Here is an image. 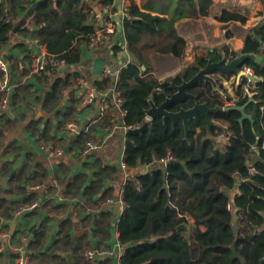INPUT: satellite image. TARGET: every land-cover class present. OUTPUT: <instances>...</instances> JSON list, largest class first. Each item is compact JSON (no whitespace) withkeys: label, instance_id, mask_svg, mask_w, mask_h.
<instances>
[{"label":"trees","instance_id":"1","mask_svg":"<svg viewBox=\"0 0 264 264\" xmlns=\"http://www.w3.org/2000/svg\"><path fill=\"white\" fill-rule=\"evenodd\" d=\"M16 1L12 0L11 5L15 2L20 9L30 2ZM129 1L128 15L122 22L132 59L120 69L114 83L107 75L96 83L99 90L113 87L121 100L123 122L130 127L126 132L125 164L129 169L149 166L147 170L131 175L123 187L126 205L116 222L121 246H125L120 264H264V109L261 108L264 104V62L247 59L244 65L253 69L256 78L250 82L247 79L233 81L232 93L217 79V88L210 80L200 79L187 87L195 98L175 101L168 107L178 111L196 103H207L210 107L220 105L221 110L209 114L214 121L211 134L201 115L190 120L188 133L180 119L173 124L171 119L165 121L163 116L147 117L152 102L162 104L176 91L174 84L189 81L208 60H219L223 51L233 57L241 53H264V21L249 29L241 50L223 46L208 57L197 58L195 63L188 64L175 75L159 79L151 73L154 70L151 54L171 53L183 57L187 41L179 35L176 22L182 17L208 14L214 1L198 0L197 5L196 0H157L159 6L147 2L151 0H142L141 6L135 0ZM117 2L33 0L35 12L31 22L36 27L23 32H29L45 43L55 59L74 64L80 60L81 44L89 43L102 22L110 19L109 15L103 14V21L98 22L93 3L115 13ZM262 2L264 5V0ZM5 7L0 5V48L9 43L8 32L13 26L5 19ZM221 19L247 21L245 15L227 10L223 11ZM51 74L55 80L45 101L55 110L63 100L64 90L76 87L80 73L57 75L50 65L41 78L47 79ZM222 75L226 79L232 76ZM22 82H17L18 86ZM248 83L257 91L246 108L252 121L241 120L239 110L227 108L249 101V96H244V86ZM29 87V83L23 84L19 91H29ZM78 98L71 93L66 106L69 116L77 107L73 103ZM102 117L106 123L113 122L109 114ZM147 122L140 132L129 131ZM219 123L227 125L232 132L228 143L218 140ZM169 155L172 156L170 160L159 163L162 157ZM251 167H255L252 173ZM104 175L105 169L99 168L93 189L100 187ZM13 210L10 203L0 199V214L9 216ZM235 212L239 226L237 234L234 233ZM187 217H192V223L196 225L191 233L178 228L188 222ZM71 226L69 220L61 222L54 241L55 252L44 251L49 237L45 221L32 234L29 248L44 251L40 264L57 263L56 250L71 242ZM105 227H111V224ZM234 241L237 256L233 253Z\"/></svg>","mask_w":264,"mask_h":264},{"label":"crops","instance_id":"2","mask_svg":"<svg viewBox=\"0 0 264 264\" xmlns=\"http://www.w3.org/2000/svg\"><path fill=\"white\" fill-rule=\"evenodd\" d=\"M11 1L0 0V5L6 6V21L13 24L8 32L10 41L0 48V56L10 63L9 84L23 82L19 86L17 83L9 91L11 101L0 109V199L3 198L14 207L11 215L0 214V264H18V247L23 248L30 264H40L44 251L55 252L54 241L59 226L66 220L72 223L71 242L56 250L59 260L49 264H120L119 257L125 252L116 225L125 207L120 199V191L127 177L149 168L144 165L134 169L123 167L126 146V132L122 126L124 112L115 102L111 87L100 90L96 87L97 81L107 75L104 73L106 66L120 70L132 59L123 30L122 3L118 1L116 4L118 11L113 13V18L117 29L108 43L91 46L84 42L80 47L78 62L69 64L65 60L66 65L53 66L57 75L78 71L80 77L76 83L81 77L87 83L81 87L75 83L76 87L74 85L72 89L64 90L62 102L57 109L52 110L45 100L55 76L51 74L47 79H42V74L30 75L33 53L39 50L36 45L39 41L33 34L23 32L36 27L31 22L35 5L30 0L24 4V9H20L15 2L11 5ZM135 1L139 6L142 5V0ZM213 1L208 14L178 19V33L187 41L184 56L178 58L171 53L159 52L151 54L154 67L152 74L159 79L173 76L185 65L196 62L197 58L208 57L209 53L223 46L239 51L245 44L249 29L264 21L262 0ZM127 2L130 3L129 0ZM147 2L159 6L157 0ZM196 3L198 5L199 1L196 0ZM93 5L98 6L95 3ZM224 10L245 15L247 21H223L221 16ZM102 17L97 16L98 22L103 21ZM42 50L50 53L48 47ZM261 53L263 57L260 56L259 61L264 62V53ZM222 74L217 72L213 76L225 85L229 82L227 87L232 93V81L237 78L232 75V78L226 79ZM26 83L30 85L29 91H19ZM86 87L94 88L98 98L107 94L106 114L112 116L113 121L115 119V124L112 121L106 123L103 117H98L95 106L84 103ZM72 92L79 98L73 103L77 107L69 116L66 106ZM71 120L78 122L75 132L66 128ZM87 141L98 144V147L91 150L90 155L82 157L80 151ZM45 142L63 148L64 154L54 157L42 151L40 147ZM99 168L105 169V175L96 190L92 186L97 182ZM34 186L38 188L33 189ZM91 189L95 190L92 194ZM107 199H112V202H107ZM35 203L37 206L26 209ZM19 210L23 211L15 217V212ZM187 218L191 233L193 218ZM44 221L49 227L47 246L44 251L36 252L29 248V242ZM109 223L111 227H105ZM201 228L204 229L203 226ZM105 247L110 248L112 253L93 259L86 255L90 250ZM107 258H111V261H107Z\"/></svg>","mask_w":264,"mask_h":264},{"label":"built area","instance_id":"3","mask_svg":"<svg viewBox=\"0 0 264 264\" xmlns=\"http://www.w3.org/2000/svg\"><path fill=\"white\" fill-rule=\"evenodd\" d=\"M128 0H121V15L122 17H125L128 15L127 13V6H128ZM101 8V7H100ZM100 10V9H99ZM109 15L110 19H107L106 21L102 22V27L96 32L95 35H93L89 41V44L91 46H95V45H104L106 43L109 42V40L111 39V36L114 35L116 33V23L115 21H113V13H109V8H101V10L99 11V14L97 15L98 17H100V15ZM10 18V16L8 17ZM24 26V25H23ZM37 47L39 48V50H35L33 53V64L31 65V71H30V75H40L43 73H46L48 67L50 65L52 66H57V65H66V61L65 60H59V59H55L50 53H46L45 51H43L42 49L47 48L45 43H41L38 42ZM232 58V55H229L228 57H226V62H229ZM10 63L9 61L0 56V109H3L4 107H6L9 102H10V96H9V91H11L14 87L17 86L16 84H9V73H10ZM245 71L244 76L241 77L240 80L242 79H247V81H251L255 74L253 72V69L250 68L249 66H244L243 69ZM119 71L120 70H115L112 69L111 67L106 66L104 69V73L107 74L108 76H110L113 80V83L117 80L118 76H119ZM239 80V81H240ZM86 80L85 78H80L78 81V85L81 87L82 85H86ZM87 89V87H86ZM111 91L112 94L114 95L113 98L115 100V102L117 103V105L120 107L121 104V100L119 99V97L117 95H115L114 93V88L111 87ZM257 91L255 90V86L251 85L250 83L246 84L244 86V96H249V97H253V95L256 93ZM107 99L108 96L107 94L101 96L100 98L97 97V92L95 91L94 88L92 89H87L85 94H84V103L89 104L91 106H95V108L98 110V117H102L106 111H107ZM262 109H264V104L261 107ZM77 121L71 120L67 123L66 128L69 131L75 132L78 128V122ZM125 129H127V127H125ZM232 132L230 131V129L227 126H223V129L218 131V137L223 140L225 143H228L230 140ZM98 147V144L92 142V141H87L85 147L82 149V151H80V156L82 157H86L88 155L91 154V150H94ZM40 149L46 153H48L50 156H54V157H58L64 154V149L61 147L56 146L54 143L52 142H45L41 145ZM172 158L171 155H169L168 157H162L159 162L160 163H166L168 160H170ZM123 167L127 168V165L125 164V162H123ZM251 173L254 172V167L250 168ZM123 193H124V189L122 188V190L120 191V199L122 204L125 206V201L123 199ZM107 202H112V199H107ZM37 206V204H33L29 207H27L26 209H32L33 207ZM23 210H19L16 211L14 216L17 217ZM188 220V218H187ZM188 223V222H187ZM16 251L19 253V257L17 260L18 264H30L29 258L28 256L25 255V252L23 251L22 247H18L16 248ZM112 251L110 248L105 247V248H97L96 250H90L86 253L87 257L89 259H93L95 257H102L108 254H111ZM119 263H120V257H119Z\"/></svg>","mask_w":264,"mask_h":264},{"label":"water","instance_id":"4","mask_svg":"<svg viewBox=\"0 0 264 264\" xmlns=\"http://www.w3.org/2000/svg\"><path fill=\"white\" fill-rule=\"evenodd\" d=\"M35 7V6H34ZM121 10V8H120ZM32 11L29 10L28 14ZM95 11L99 12V7H95ZM119 20V17H118ZM224 55V52H222ZM262 55H258L256 53H241L237 57L233 58L230 62L225 63V57H222L219 60H208L206 65L202 67L198 73H196L189 81H185L182 84H174V87L176 91L173 93L171 97H168L162 104L156 105L152 102L151 106L147 109V116L152 119L153 117L159 115L163 116L164 120L167 121L168 119H171L173 121V124L177 122V120H182L183 124L186 129V133L189 131V123L190 120L194 117H197L198 115H201L205 117L207 121V131L211 134V127L214 124V121L210 119L209 114L213 112H217L221 110L223 107L220 105L215 107H210L207 105V103H196L190 108H181L178 111L170 110L168 107L175 101L183 102L187 98H195V95L187 91V87H189L191 84L195 83L196 81L200 79H206L210 80L214 86L217 88L218 83L216 79L213 77V74L220 72L223 74H235L237 76V79H241V77L244 75V71L241 70V67L243 66L244 62L247 59H252L254 61H259V57ZM263 57V56H262ZM145 68V67H143ZM253 98L249 97V101L242 104V105H232L228 106L227 108H233L237 109L242 113L241 120L243 119H250L253 120L252 116L247 113L246 108L250 101H252ZM148 125V122L138 128L130 129L129 131H136L140 132L145 126ZM234 221V233L237 234L239 230L238 222H237V214L234 213L233 216ZM196 225L193 224V227ZM179 229H183L184 231L189 233V230L191 229V225H188L187 223H182L178 226ZM12 232V231H11ZM233 253L234 256H237L236 254V248H235V241L232 244ZM148 264V263H143Z\"/></svg>","mask_w":264,"mask_h":264},{"label":"clouds","instance_id":"5","mask_svg":"<svg viewBox=\"0 0 264 264\" xmlns=\"http://www.w3.org/2000/svg\"><path fill=\"white\" fill-rule=\"evenodd\" d=\"M118 1H121V0H118ZM97 7H98V6H97ZM120 8H121V7H120ZM94 9H95V8H94ZM99 11H100V10H99ZM120 11H121V10H120ZM98 13H99V12H98ZM229 49H230V48H229ZM232 50H233V49H232ZM223 52H224V55H222V57H225V63H228V62H226V57H228V56L231 55V54H226L225 51H223ZM222 57H221V58H222ZM221 58H220V59H221ZM233 58H235V57L232 56L231 60H232ZM231 60H230V61H231ZM230 61H229V62H230ZM244 66H248V65H244V64H243V66L241 67V70L243 69ZM249 67H250V66H249ZM250 68H251V67H250ZM242 71H244V70H242ZM244 72H245V71H244ZM244 74H245V73H244ZM232 75H234V76L237 78V76H236L235 74H232ZM243 76H244V75H243ZM213 77H214V76H213ZM214 78H215V77H214ZM254 78H256V77L254 76ZM215 79H216V78H215ZM237 80H238V79H237ZM239 80H240V79H239ZM239 80H238V81H239ZM240 81H241V80H240ZM224 85H225V84H224ZM10 101H11V100H10ZM120 108H121V107H120ZM147 117H148V116H147ZM148 118H149V117H148ZM149 119H150V118H149ZM113 122H114V124H115V120H114ZM116 122H117V121H116ZM122 126L124 127V129H125V127H127V126H125L124 122H123ZM224 126H227V125H224ZM227 127H228V126H227ZM129 128H130V127H129ZM129 128L127 127V129H125V132H127V130H128ZM125 140H126V133H125ZM159 163H160V162H159ZM127 168H128V167H127ZM254 168H255V167H254ZM127 179H128V177H127ZM127 179H126V180H127ZM126 180H125V182H126ZM229 208H230V205H229Z\"/></svg>","mask_w":264,"mask_h":264},{"label":"flooded vegetation","instance_id":"6","mask_svg":"<svg viewBox=\"0 0 264 264\" xmlns=\"http://www.w3.org/2000/svg\"><path fill=\"white\" fill-rule=\"evenodd\" d=\"M194 63H195V62H194ZM191 64H193V63H191ZM185 66H187V65H185ZM185 66H184V67H185ZM184 67H183V68H184ZM183 68H182V69H183ZM182 69H181V70H182ZM197 73H198V72H197ZM196 82H197V81H196ZM219 126H220V127L216 130V134H218V131H220V130L223 129V126H221L220 124H219ZM32 188L34 189V188H38V187H35V186H34V187H32Z\"/></svg>","mask_w":264,"mask_h":264},{"label":"rangeland","instance_id":"7","mask_svg":"<svg viewBox=\"0 0 264 264\" xmlns=\"http://www.w3.org/2000/svg\"><path fill=\"white\" fill-rule=\"evenodd\" d=\"M184 56V55H183ZM230 78H232V77H230ZM234 81V80H233ZM233 81H232V87H233ZM229 83V82H228ZM228 83L226 84V86L228 85ZM230 85V84H229ZM229 89V88H228Z\"/></svg>","mask_w":264,"mask_h":264}]
</instances>
